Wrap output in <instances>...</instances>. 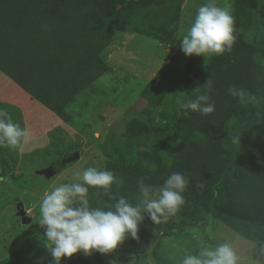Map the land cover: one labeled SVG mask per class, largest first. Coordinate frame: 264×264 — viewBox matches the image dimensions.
I'll use <instances>...</instances> for the list:
<instances>
[{"label":"trees","instance_id":"16d2710c","mask_svg":"<svg viewBox=\"0 0 264 264\" xmlns=\"http://www.w3.org/2000/svg\"><path fill=\"white\" fill-rule=\"evenodd\" d=\"M123 1L0 0V71L31 98L68 122L71 116L66 111L67 105L111 69L104 54L113 42L114 27L135 30L141 15L157 5L156 0H142L133 5H124ZM231 7L236 28V42L231 51L210 55L198 66L186 65L182 72L186 92L178 117L171 116L167 122L154 126L139 120L125 124L127 140L123 143L128 149L134 148V152L111 155L100 167L122 177L124 183L113 184L109 195L89 187L88 199L92 207L105 209L120 196L135 205L141 198L140 179L159 187L171 173L179 172L188 178L189 184L177 219L183 220L187 212L195 213L203 206L227 227L264 250V64L256 57L257 47L243 33L252 22L256 0H231ZM172 42L169 38L164 43ZM207 79L212 81L207 94L215 111L202 115L184 108L189 100L205 93L203 84ZM229 86L245 90L256 97V102L247 95L243 101L230 96ZM160 87L161 79L151 78L140 96L152 101ZM0 109L22 127L17 107L0 102ZM238 135L240 143H233L232 137ZM51 137L58 147L78 151L79 143ZM149 138L157 143H148ZM0 150L9 156L17 153L16 148L6 145ZM4 165L0 163V176L7 173ZM13 200L7 198L3 202ZM175 225V220L171 224L163 219L154 223L147 216L139 225L136 239L129 237L110 253L91 255L99 264L123 262L139 254V240L148 234L150 227L167 237ZM65 264H87V259L78 252Z\"/></svg>","mask_w":264,"mask_h":264},{"label":"rangeland","instance_id":"374dc122","mask_svg":"<svg viewBox=\"0 0 264 264\" xmlns=\"http://www.w3.org/2000/svg\"><path fill=\"white\" fill-rule=\"evenodd\" d=\"M140 1L123 2L133 5ZM156 2L157 5L141 15L135 30L114 27L113 42L104 54L110 71L97 78L90 90L80 94L66 108L71 116L70 124L86 129L89 142L80 143L74 136L73 141L82 144L78 149L80 156L62 170H59L65 165L62 160L74 151L53 144L49 133L67 130V123L0 71V102L20 110L22 128L30 133L28 141L16 147V155L9 156L0 150V163L5 164L7 172L0 176V204H4L0 208V264H55L44 246L45 229L39 224V204L44 193L61 183L74 182L73 173L77 170L100 168L111 155L133 153L134 148L128 149L123 143L127 140L124 134L127 122L139 120L154 126L181 114L186 92L183 69L189 63L203 64L210 55L186 56L180 48V39L194 19L196 9L206 0ZM217 3L231 12V0H217ZM243 33L244 38L257 47L256 57L264 64V0H256L252 22ZM169 38L173 42L165 44ZM151 78H160L161 87L152 101H148L140 93ZM101 113L106 116L104 122L99 119ZM92 128L99 138L90 134ZM147 142L157 143L154 138ZM49 166L56 172L47 177L41 170ZM7 198L14 200L5 204L3 200ZM21 206L30 217L29 222H22ZM180 211L166 220L170 224L176 221L170 236L163 237L160 231L150 227L148 234L139 240V254L116 264H181L185 255L197 254L201 246L223 242L232 244L240 264H264L263 249L227 227L203 206L195 213L187 212L183 220L177 219ZM142 215L143 219L148 216L147 213ZM181 224L187 225L179 227ZM85 257L87 264H99L92 255ZM68 260L62 257L60 264Z\"/></svg>","mask_w":264,"mask_h":264},{"label":"clouds","instance_id":"9594fccd","mask_svg":"<svg viewBox=\"0 0 264 264\" xmlns=\"http://www.w3.org/2000/svg\"><path fill=\"white\" fill-rule=\"evenodd\" d=\"M235 32V18L229 9L219 6L217 0H206L196 9L194 19L180 39V48L186 56H219L231 51L236 42ZM203 86L205 93L189 100L183 107L208 115L215 111L207 94L212 81L207 79ZM228 94L242 101L247 95L250 101L256 102L255 96L235 86H229ZM29 138V131L0 109V147L16 148ZM232 142L239 144V135L233 136ZM73 175L74 182L61 183L45 192L39 204V224L45 229L44 246L55 264H60L62 257L69 258L78 252L85 255L110 253L129 237L136 239L142 214L147 213L154 223L174 216L185 204L183 193L189 184L188 178L179 172L171 173L159 187L145 184L140 179L141 198L135 205L124 196L110 197L115 203L105 209L90 205L88 188L94 187L109 195L113 184L123 185V178L98 167H88L82 172L77 170ZM181 264H240V257L231 243L223 242L201 246L197 254L185 255Z\"/></svg>","mask_w":264,"mask_h":264},{"label":"crops","instance_id":"0c3cea01","mask_svg":"<svg viewBox=\"0 0 264 264\" xmlns=\"http://www.w3.org/2000/svg\"><path fill=\"white\" fill-rule=\"evenodd\" d=\"M109 66H110V64H108ZM92 85H94V82L92 83ZM92 85H91V87H92ZM90 87V88H91ZM90 90V89H89ZM88 90H86V91H84V92H81V93H79L78 95H76L75 96V98H74V100L73 101H75L76 99H77V97L80 95V94H84V93H86ZM72 101V102H73ZM72 102H70V103H72ZM69 103V104H70ZM69 104L67 105V107L69 106ZM66 107V108H67ZM102 114L103 113H101L100 115H99V119L102 121V122H104L103 120H105V117L106 116H104V114H103V116H102ZM70 120H71V118H70ZM70 120L68 121V122H66L67 123V125H68V128H67V130H68V132H67V130H65V131H55L54 133H49L50 135H49V137L50 138H52L51 136H59V137H61L63 140H65V141H67V142H76V141H73L74 139V136H76V138L75 139H77V140H79L80 141V143L83 141L84 143H87V142H89V139H88V134H87V130L86 129H79V128H77V127H74V126H72L71 124H70ZM48 130V129H47ZM95 129H91V132L92 133H90V134H96L95 133ZM57 132V133H56ZM62 134H64V135H62ZM68 136H69V138L70 139H68ZM96 137L97 138H99L100 136L99 135H97L96 134ZM50 140V139H49ZM77 143H79V142H77ZM80 145V144H79ZM82 145V144H81ZM80 145V146H81ZM80 146L78 147V149L80 148ZM59 147H62V146H59ZM59 151H60V148H59ZM80 156V155H79ZM91 255V254H90ZM94 257V256H93ZM69 259H70V257H69Z\"/></svg>","mask_w":264,"mask_h":264},{"label":"water","instance_id":"95a60500","mask_svg":"<svg viewBox=\"0 0 264 264\" xmlns=\"http://www.w3.org/2000/svg\"><path fill=\"white\" fill-rule=\"evenodd\" d=\"M78 158H79V152L78 151H75L72 155L64 158L62 160V163L65 164L67 162L74 161V160H76ZM41 172L45 173V175L47 177H50V176H52L56 172V170L52 169L49 166V167L41 170ZM19 214L22 216V222L26 223V222H29L30 221V217L25 214V210H24L23 206H21Z\"/></svg>","mask_w":264,"mask_h":264}]
</instances>
